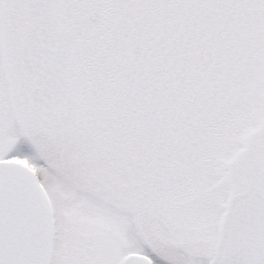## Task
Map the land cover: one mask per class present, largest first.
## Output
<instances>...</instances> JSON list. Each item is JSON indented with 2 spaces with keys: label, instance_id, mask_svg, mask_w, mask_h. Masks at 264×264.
<instances>
[{
  "label": "snow or ice",
  "instance_id": "snow-or-ice-1",
  "mask_svg": "<svg viewBox=\"0 0 264 264\" xmlns=\"http://www.w3.org/2000/svg\"><path fill=\"white\" fill-rule=\"evenodd\" d=\"M0 264H264V0H0Z\"/></svg>",
  "mask_w": 264,
  "mask_h": 264
}]
</instances>
